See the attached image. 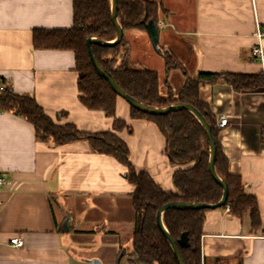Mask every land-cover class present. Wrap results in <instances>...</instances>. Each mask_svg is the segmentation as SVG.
Returning <instances> with one entry per match:
<instances>
[{"label":"crops","instance_id":"0c3cea01","mask_svg":"<svg viewBox=\"0 0 264 264\" xmlns=\"http://www.w3.org/2000/svg\"><path fill=\"white\" fill-rule=\"evenodd\" d=\"M147 1L162 6L159 50L147 31H124L128 62L156 72L164 95L177 93L199 73L264 74V61L252 56L257 28L264 30V0ZM73 3L0 0V82L17 94L34 96L61 124L100 134L112 130L113 120L79 101L75 54L33 46L36 30L73 26ZM167 52L181 68L167 69ZM200 97L217 125L228 119L219 128V140L231 173L241 176L245 192L258 199L264 229V88L237 92L221 80L202 86ZM117 116L132 129L120 137L129 146L133 166L165 191L177 193V168L158 128L132 119L131 106L122 98ZM125 174L114 158L94 153L86 141L63 146L39 141L32 124L0 111V177L5 179L0 186V264H94L79 254L80 237L121 232L135 220L130 196L135 188ZM93 212L102 216L93 223L96 228L88 220ZM16 236L24 248L10 244ZM202 255L205 264H264V230L253 233L249 218L239 219L227 206L209 210Z\"/></svg>","mask_w":264,"mask_h":264},{"label":"trees","instance_id":"16d2710c","mask_svg":"<svg viewBox=\"0 0 264 264\" xmlns=\"http://www.w3.org/2000/svg\"><path fill=\"white\" fill-rule=\"evenodd\" d=\"M117 3L118 20L124 31H147L148 22H159L162 6L158 3L147 0H117ZM91 37L109 42L116 38L111 0H74L73 26L64 30H36L33 46L36 50L72 51L75 54L79 101L88 110L102 111L112 119V130L91 134L73 123L61 124L59 118L47 114L34 96L17 94L3 81L0 82V86L4 87L0 89V111L32 124L39 141L58 146L86 141L94 153L114 158L125 168V176L135 188L130 195L136 213L132 249L122 259L126 257L127 264H179L164 232L159 228L157 215L165 205L173 202L215 205L221 201L223 188L209 169L208 137L200 122L189 111L149 115L131 107L132 119L153 123L164 136L167 157L171 165L177 168L173 175L177 193L165 191L148 173L138 171L131 162L129 146L120 137L123 130L132 132V129L117 116V100L120 97L93 65L87 46V40ZM91 49L101 66L134 99L156 108L188 104L201 113L211 125L215 138L216 172L229 186L226 206L239 219L248 217L253 233L263 231L258 199L245 192L241 176L231 173L229 159L219 140L217 120L210 106L202 101L200 90L202 86L215 85L222 80L237 92L254 91L264 88V74L199 73L196 77H188L177 93L164 95L156 72L129 64L124 38L118 45L103 47L93 44ZM163 54L168 70L181 68L171 53ZM208 211L171 209L164 215V225L177 242L185 264H205L202 237ZM184 232L188 233L189 242L182 247L179 240Z\"/></svg>","mask_w":264,"mask_h":264},{"label":"water","instance_id":"95a60500","mask_svg":"<svg viewBox=\"0 0 264 264\" xmlns=\"http://www.w3.org/2000/svg\"><path fill=\"white\" fill-rule=\"evenodd\" d=\"M112 3V21L113 24L116 28V38L114 41H103L95 37H91L87 40V46L89 48V54L92 59L93 65L95 69L97 70L98 74L107 80L112 88V90L123 100H125L131 107L134 109L149 114V115H165L170 112H175V111H181V110H186L192 113L195 118L200 122L202 127L204 128L206 135L209 140V145H210V164H209V169L212 177L216 180V182L223 188V196L221 201L218 204L211 205V204H205V203H185V202H173L165 205L157 215V221L159 228L164 232L165 237L167 241L169 242L172 250L174 251L176 258L179 262V264H185L183 257L181 255V252L179 250L177 242L172 238L170 233L168 232L167 228L164 225V215L166 214L167 211L171 209H181V210H215L218 208H222L227 205L228 201V196H229V186L228 184L222 180L215 169V159H216V154H217V148H216V142L215 138L213 136L212 132V127L209 125V123L205 120V118L201 115L197 109H195L193 106L188 105V104H181L177 103L169 107L165 108H156L152 107L149 105H146L133 97L129 96L126 94L120 86L116 83V81L113 79V77L101 66V64L98 62L96 57L94 56V53L91 49V46L93 44H97L103 47H109V46H115L118 45L122 42L124 38V30L121 27L119 20H118V3L117 0H111ZM146 20V19H145ZM146 29L147 32L149 33L152 43L154 45V48L156 50H159V31H158V26L155 22L150 21L146 24ZM189 238H188V233L184 232L181 235V238L179 240V244L182 247H185L188 245ZM127 250H123L119 257V264L123 258V256L126 254ZM94 264H98L96 261H92Z\"/></svg>","mask_w":264,"mask_h":264},{"label":"rangeland","instance_id":"374dc122","mask_svg":"<svg viewBox=\"0 0 264 264\" xmlns=\"http://www.w3.org/2000/svg\"><path fill=\"white\" fill-rule=\"evenodd\" d=\"M134 67L139 68L138 65H134ZM174 75L175 74L172 73L171 78H173ZM89 216H90L88 217L89 224H93V223L95 224L96 220L102 218L99 212L96 213L93 212ZM94 224L93 227L96 228V225ZM135 225H136V213H135V220L133 222V225H131L130 228L128 226H124V229L121 232H116V233L108 232L106 235H100V236L95 233H87L85 236L80 237V240L83 243V247L79 249L80 251L79 254L89 258L92 261L98 262V264H119L118 256L120 252L122 253L123 250L125 249L126 250L132 249V241H133V233L135 230ZM127 261L128 260L125 257L124 259H122L120 264H127Z\"/></svg>","mask_w":264,"mask_h":264},{"label":"built area","instance_id":"2783aa9c","mask_svg":"<svg viewBox=\"0 0 264 264\" xmlns=\"http://www.w3.org/2000/svg\"><path fill=\"white\" fill-rule=\"evenodd\" d=\"M256 37H257V43L252 48L253 60L255 62H263L264 61V30H262L260 27L257 28ZM0 89L2 90L4 89V87L0 86ZM227 123H228V119L223 118L221 119L220 123L217 126L218 128H223L227 125ZM4 184H5V179L0 177V186ZM10 244L13 247L19 249L24 248L25 246L24 240L19 236L13 237L10 240Z\"/></svg>","mask_w":264,"mask_h":264}]
</instances>
